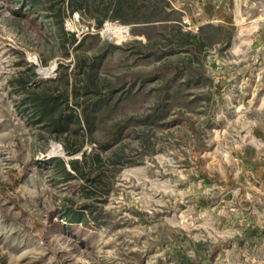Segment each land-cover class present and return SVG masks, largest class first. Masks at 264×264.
Returning <instances> with one entry per match:
<instances>
[{
    "label": "rangeland",
    "instance_id": "1",
    "mask_svg": "<svg viewBox=\"0 0 264 264\" xmlns=\"http://www.w3.org/2000/svg\"><path fill=\"white\" fill-rule=\"evenodd\" d=\"M216 1L100 7L113 19L98 28L69 0H0V264H264V0H238L224 10L232 20L212 22ZM60 7L74 45L57 34ZM101 56L82 74L79 60ZM32 73V88L77 113L76 94L90 111L108 99L92 133L35 124L15 82ZM84 152L101 157L88 179L60 183L52 158Z\"/></svg>",
    "mask_w": 264,
    "mask_h": 264
},
{
    "label": "trees",
    "instance_id": "2",
    "mask_svg": "<svg viewBox=\"0 0 264 264\" xmlns=\"http://www.w3.org/2000/svg\"><path fill=\"white\" fill-rule=\"evenodd\" d=\"M32 5H43L45 0H28ZM59 2H63V0H59ZM70 7L72 10L78 9L84 15L92 17L96 20V25L98 28L102 27L103 23L107 20L113 19L110 17L107 12L100 10V7L104 9L112 8L115 12L121 11H129L133 10L134 14H137L140 11L141 3L139 0H113L110 6L105 7L100 4L98 0H69ZM51 11L55 12L54 5L49 6ZM102 13V14H101ZM63 16L64 10L60 7V9L56 12L55 18L57 19V34L62 42V45H66V43L70 45H74L76 43V39L74 37L68 38V33L65 32L63 26ZM125 22H129L127 18L124 16L119 18ZM132 23L139 24H150L154 23V20H140L134 19ZM146 26H156V25H146ZM203 28H201L202 30ZM182 35L188 38H198L199 42L202 44L203 38L201 39L198 35H193L190 32L182 33ZM95 38V37H91ZM85 38L78 44L82 45L84 43ZM102 59L98 57L93 62H89L87 58L78 61V66L81 68L82 74L86 76H90V72H94L96 74L99 63ZM89 67V69H88ZM36 74L32 73L28 78L23 79L21 77H16L15 82L22 91V95L25 96L23 101L27 103V106L30 108L32 117L35 124L43 123L47 128V132L50 135H63V134H75L78 135L80 131L86 128L90 133H92L93 128L96 123V114L95 111L108 104V99L99 100L95 103L94 110L90 111V106L85 105L84 102L78 100V95H75V100H73V104L76 107L81 106L82 112L77 113L75 110L71 109L68 106V98L62 95H57L52 93L49 90H37V84L34 88L30 86V84L35 80ZM92 88L89 86L87 90H85L84 94L87 95L91 93ZM86 102V101H85ZM69 112H66L69 110ZM76 127L75 130H71V126ZM82 150V144H80L76 148H66L67 155H72L76 152ZM101 157L99 154L94 156H89L85 152L83 153V160L80 161L78 158L66 160L61 157L52 158L51 162L54 165L56 170H59L62 178H59L60 183H65L69 180H73L75 178H86V164L94 165L97 161H100ZM91 161V163L89 162ZM92 182H101V174H99L98 178L91 180ZM80 211L78 209L71 210L68 215L70 217V222H83L86 216V211L90 210V206L88 204L84 205Z\"/></svg>",
    "mask_w": 264,
    "mask_h": 264
},
{
    "label": "crops",
    "instance_id": "3",
    "mask_svg": "<svg viewBox=\"0 0 264 264\" xmlns=\"http://www.w3.org/2000/svg\"><path fill=\"white\" fill-rule=\"evenodd\" d=\"M238 0H217L213 7H216V10L212 8L211 20L212 22H223L232 20V14L224 13L226 7L229 9L236 8ZM222 13V15H220ZM223 17V18H222Z\"/></svg>",
    "mask_w": 264,
    "mask_h": 264
},
{
    "label": "built area",
    "instance_id": "4",
    "mask_svg": "<svg viewBox=\"0 0 264 264\" xmlns=\"http://www.w3.org/2000/svg\"><path fill=\"white\" fill-rule=\"evenodd\" d=\"M79 21H80V14L78 12H73L72 15L69 17V19L66 21V28L68 30L73 31L72 27H74L75 23ZM91 30H94V28L92 27ZM87 31H89V27H87Z\"/></svg>",
    "mask_w": 264,
    "mask_h": 264
},
{
    "label": "bare ground",
    "instance_id": "5",
    "mask_svg": "<svg viewBox=\"0 0 264 264\" xmlns=\"http://www.w3.org/2000/svg\"><path fill=\"white\" fill-rule=\"evenodd\" d=\"M111 24H113V25H117V23H111ZM127 27V31H129V27L128 26H126ZM119 29L118 28H113V27H108L107 29H106V31L108 32L109 31V33H114V32H116V31H118ZM128 33V32H127ZM55 152H58L57 150H55V151H53V152H51L50 153V155L53 157L54 155H55ZM57 155V154H56Z\"/></svg>",
    "mask_w": 264,
    "mask_h": 264
}]
</instances>
